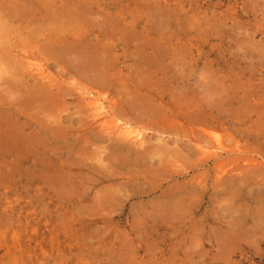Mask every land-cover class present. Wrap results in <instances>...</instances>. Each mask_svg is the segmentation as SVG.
<instances>
[{
	"label": "rangeland",
	"instance_id": "374dc122",
	"mask_svg": "<svg viewBox=\"0 0 264 264\" xmlns=\"http://www.w3.org/2000/svg\"><path fill=\"white\" fill-rule=\"evenodd\" d=\"M0 120V264H264V0H0Z\"/></svg>",
	"mask_w": 264,
	"mask_h": 264
},
{
	"label": "bare ground",
	"instance_id": "6f19581e",
	"mask_svg": "<svg viewBox=\"0 0 264 264\" xmlns=\"http://www.w3.org/2000/svg\"><path fill=\"white\" fill-rule=\"evenodd\" d=\"M19 11V10H18ZM12 14V13H11ZM52 49V48H51ZM58 53V52H57ZM61 53V52H60ZM55 54V53H54ZM59 54V53H58ZM62 56V55H61ZM60 56V57H61ZM45 57V56H44ZM42 59V58H41ZM63 59V58H62ZM29 61V60H28ZM34 64V63H33ZM19 65V64H18ZM28 65V64H27ZM20 66V65H19ZM36 66V65H35ZM29 67H30V64H29ZM34 67V66H33ZM37 67V66H36ZM36 67H35V69H36ZM95 68H96V66H95ZM39 69V68H38ZM40 69H42L41 68V66H40ZM44 69V68H43ZM20 70V69H19ZM37 72V71H36ZM39 72V71H38ZM36 74V73H35ZM41 75H42V71H41ZM46 75V74H45ZM40 76V75H39ZM48 79H49V77H48ZM51 79V78H50ZM27 81V80H26ZM33 81V80H32ZM48 81V80H47ZM46 81V82H47ZM69 81V80H68ZM105 81V80H104ZM48 83V82H47ZM103 83V82H102ZM14 84V83H13ZM49 84V83H48ZM61 87V86H60ZM38 88H40V87H37V89ZM76 88H77V86H76ZM85 88V87H84ZM15 89V88H14ZM53 89V88H52ZM93 89V88H92ZM85 90H88V89H85ZM90 90V89H89ZM96 90V89H95ZM14 91V90H13ZM20 91V90H19ZM43 91V90H42ZM80 91V90H79ZM44 92V91H43ZM81 92H84V90H82ZM9 93V92H8ZM11 93V92H10ZM22 93H24V91L22 92ZM37 93V92H36ZM38 93H40V92H38ZM85 93V92H84ZM104 93V92H103ZM19 94V93H18ZM25 94V93H24ZM27 94V93H26ZM80 94H83V93H80ZM86 94L88 95V96H94L95 94H93L92 92H89V91H87L86 92ZM45 95V94H44ZM84 95V94H83ZM82 95V96H83ZM102 95V94H101ZM23 96V95H22ZM22 96H20L19 98H21L22 99V101L24 102V100L25 99H27L28 98V95H27V98H26V96L24 95V100H23V98H22ZM34 97H36V96H38L37 94H35L34 93V95H33ZM34 97H33V99H34ZM96 97V96H95ZM19 98H18V100H19ZM49 97L48 96H46V100L48 99ZM62 98V97H61ZM85 98V97H84ZM93 98V97H92ZM102 98V97H101ZM91 99V98H90ZM103 100H104V97L102 98ZM108 99V98H107ZM106 99V100H107ZM113 99V98H112ZM14 100V99H13ZM53 100V99H52ZM113 101H115V100H113ZM6 102V101H5ZM14 102H15V100H14ZM105 102L106 101H102L101 99H100V97L99 98H96L94 101H92V102H90V103H88V105H86L87 107H88V109H89V111L91 112L90 114H92V117H93V121L90 123L91 125H89V126H94V127H91V128H95L97 131H99V132H103V133H105L106 135H108L109 136V138L108 139H110V137L112 136H116V140L118 139V141L120 142V141H122V142H126L127 144H132V145H135V146H137V147H139V146H145L144 145V143L146 142V139H148V138H146L145 137V135L140 131V130H134V129H132V126L127 122V123H123L121 120H110V118H112V116L109 114V110H108V105H105ZM16 103V102H15ZM25 103V102H24ZM36 103V102H35ZM86 103V102H85ZM115 103V102H114ZM3 104V103H2ZM9 104H11V103H9ZM22 104V103H21ZM84 104V103H83ZM109 104V103H108ZM4 105V104H3ZM6 105H8V104H6ZM13 105V104H12ZM114 107V106H113ZM16 108H18V107H16ZM21 108H22V106H21ZM22 110V109H21ZM17 112V111H16ZM117 114V113H116ZM89 117H91V116H89ZM118 117V116H117ZM117 117H116V119H117ZM115 118V117H114ZM1 121V120H0ZM3 121V120H2ZM2 123V122H1ZM0 123V125H2ZM7 123V122H6ZM3 127H5L4 125L2 126V128ZM7 127V126H6ZM6 127H5V129H6ZM1 128V129H2ZM138 128V127H137ZM8 129H9V127H8ZM136 129V128H135ZM138 129H140V128H138ZM163 130V129H162ZM2 131H4V128H3V130ZM6 131V130H5ZM13 132V131H12ZM96 132V131H95ZM202 132L203 133H205L204 132V130H202ZM4 135L3 136H5V132H2ZM7 133H8V131H7ZM11 133V132H10ZM98 133V132H97ZM102 133V134H103ZM12 134H14V133H12ZM98 134H100V133H98ZM205 134H208V132H206ZM11 135V134H10ZM212 135V134H211ZM210 135V136H211ZM12 136V135H11ZM203 136V135H202ZM209 136V135H208ZM208 136H206V137H208ZM0 137L1 138H3L1 135H0ZM20 137V136H19ZM201 137V136H200ZM205 137V136H204ZM213 136H211V137H208L209 139L210 138H212ZM114 138V137H113ZM146 138V139H145ZM203 138V137H202ZM2 140V139H1ZM5 140H6V136H5ZM220 139H218V141H219ZM2 141H4V140H2ZM7 141H8V137H7ZM10 141V140H9ZM212 141V140H211ZM214 141V140H213ZM216 141H217V139H216ZM215 141V142H216ZM1 142V141H0ZM206 142V141H205ZM4 143H6L5 141H4ZM11 143H14L13 141L11 142ZM16 143H18V142H16ZM24 143V142H23ZM2 144V143H1ZM7 144V143H6ZM129 144V145H130ZM216 144H217V146H216V148H215V151L217 150V151H221V152H223L224 150H227V149H225L224 148V146H223V144L221 143V141L220 142H216ZM5 145V144H4ZM131 145V146H132ZM139 145V146H138ZM196 145H198V143L196 144ZM214 145V144H213ZM3 146V145H2ZM5 146H7V145H5ZM210 146H212V145H210ZM215 146V145H214ZM4 147V146H3ZM19 147H21L20 146V144H19ZM18 147V148H19ZM200 147V146H199ZM198 147V148H199ZM203 147V146H202ZM202 147L200 148V149H202ZM1 148V147H0ZM25 149V147H23L22 146V149ZM213 148V149H214ZM232 148V147H231ZM13 149L14 148H12V151H13ZM17 149V148H16ZM21 149V148H20ZM19 149V150H20ZM143 149H144V147H143ZM209 149V148H208ZM207 149V150H208ZM212 149V150H213ZM26 150V149H25ZM24 150V151H25ZM162 150V149H161ZM199 150V149H198ZM11 151V152H12ZM202 151V150H201ZM16 152V151H15ZM22 152V151H21ZM26 152V151H25ZM207 152V151H206ZM227 152H230V151H227ZM17 153V152H16ZM214 153V152H213ZM210 154V153H205V154H207L208 156H207V158L209 157V158H212V157H210V156H214V154ZM225 153H226V151H225ZM15 154V153H14ZM222 154V153H221ZM221 154H219L220 155V157H222L221 156ZM202 155V154H201ZM218 155V153H217V155H215L216 157L217 156H219ZM207 158H205V159H207ZM208 158V159H209ZM215 159V158H214ZM219 159V158H218ZM232 159V158H231ZM221 160H222V158H221ZM254 160V159H253ZM223 161V160H222ZM245 161V160H244ZM219 162V161H218ZM225 162V161H224ZM229 161H227V163H228ZM235 162V161H234ZM255 162V161H254ZM211 163V162H210ZM216 163V162H215ZM232 163V162H231ZM231 163H228V164H231ZM253 163V162H252ZM223 164H225V163H223ZM226 165V166H228L229 167V165ZM248 164V163H247ZM255 164V163H254ZM225 165H222V166H225ZM237 165V164H236ZM259 165V164H258ZM220 167V166H219ZM228 167H227V169H228ZM231 167H233V165L231 166ZM239 167V166H238ZM241 167V166H240ZM247 167H249L248 165H247ZM250 167H251V163H250ZM249 167V168H250ZM223 168V167H222ZM221 167H220V170L222 169ZM242 168V167H241ZM251 168H253V167H251ZM250 168V169H251ZM258 168V167H257ZM256 168V169H257ZM233 169V168H232ZM231 169V170H232ZM246 169V168H245ZM255 169V168H254ZM219 170V171H220ZM225 170H226V168H225ZM224 169H222L221 170V176L223 175V174H228V172H226ZM235 170H236V168H235ZM249 170V169H248ZM218 171V172H219ZM238 171H239V169H238ZM241 171V170H240ZM252 171H253V169H252ZM231 172V171H230ZM229 172V173H230ZM233 172V171H232ZM242 172V171H241ZM249 172H251L250 170H249ZM233 173H236V172H233ZM240 173V172H239ZM198 175V174H197ZM235 175V174H234ZM238 175V174H237ZM236 175V176H237ZM217 176V175H216ZM223 176H225V175H223ZM222 176V177H223ZM222 177L219 179V180H221L222 179ZM224 178V177H223ZM222 181V180H221Z\"/></svg>",
	"mask_w": 264,
	"mask_h": 264
}]
</instances>
